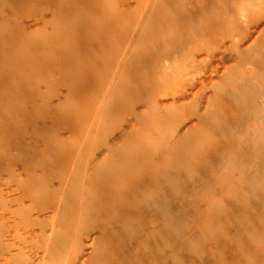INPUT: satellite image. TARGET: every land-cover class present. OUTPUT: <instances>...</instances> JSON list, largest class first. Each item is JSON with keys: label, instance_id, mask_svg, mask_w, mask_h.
Returning a JSON list of instances; mask_svg holds the SVG:
<instances>
[{"label": "rangeland", "instance_id": "rangeland-1", "mask_svg": "<svg viewBox=\"0 0 264 264\" xmlns=\"http://www.w3.org/2000/svg\"><path fill=\"white\" fill-rule=\"evenodd\" d=\"M0 264H264V0H0Z\"/></svg>", "mask_w": 264, "mask_h": 264}]
</instances>
